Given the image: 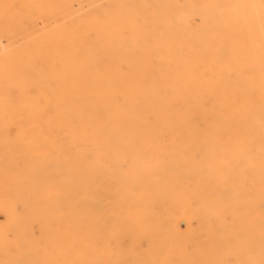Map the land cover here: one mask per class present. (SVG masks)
<instances>
[{"label": "bare ground", "instance_id": "6f19581e", "mask_svg": "<svg viewBox=\"0 0 264 264\" xmlns=\"http://www.w3.org/2000/svg\"><path fill=\"white\" fill-rule=\"evenodd\" d=\"M30 32L45 154L0 192V264H264L261 0H0V34Z\"/></svg>", "mask_w": 264, "mask_h": 264}, {"label": "rangeland", "instance_id": "374dc122", "mask_svg": "<svg viewBox=\"0 0 264 264\" xmlns=\"http://www.w3.org/2000/svg\"><path fill=\"white\" fill-rule=\"evenodd\" d=\"M261 1L264 3V0H261ZM93 7L94 6L91 3L87 2L83 5V9L81 7L76 6V8H74V12H76L77 15H78V13H81V12L87 13V12H90ZM84 8H86V9H84ZM35 27H36V30L41 31V33L45 32L44 25L42 23H35ZM52 28L54 30H56L57 26L56 27L54 26ZM50 31H53V30H50ZM4 36L0 34V38H1L0 39V80H1L0 92L2 93V96L4 97L5 100H7L13 104L14 109H15L14 110L15 116H14V122L13 123L3 124L1 118H2V115L4 112L2 111V109L0 110V126L2 127V132H3V133L2 132L0 133V136H1L0 137L1 138L0 144H3L4 141L7 142L8 139L10 138L11 134H14V135H12L13 137L12 136L11 137L17 139V141H19L18 143H20V144H19V148H18L17 153H16V158L10 162L11 165L9 166L10 168H12L14 170L13 172L15 174L11 178L10 183H13V184L15 183V184L14 185L12 184L10 186L12 188V190L10 187L8 188V190H3L2 188H0V192H5V191L10 190L9 193H11L14 197H17L18 192H16V191H19V193H22L24 191L27 192L28 194L34 193L35 188H33L32 186H29V183H27V182H24V184H21V183H22V181H25L24 177H25L26 169L31 167L30 169L32 170V166H33L34 172L32 173V176H34L35 174L37 175V173H35V170L38 167L37 159H41L43 157V155L45 154V152L41 151V150H39V152H36V150H33L30 147V145L28 144L29 137H35L36 136L38 139H41L40 134L38 136L39 130L41 129V127H40V116H39V106H40V100L41 99H40V91H39V82L37 80L38 77H36V75L38 76L37 67L39 64L38 63V57L39 56H37V54H36L37 46L35 45V42L37 43V39H39L40 34L33 33V32L22 33V34H19L18 36H16L15 38H13L11 40L8 39V37L6 35H4ZM20 39H22V42ZM19 42H21V43H19ZM5 55H7L6 58H5ZM25 56H26V58H25ZM28 57L30 59H27ZM6 62L7 63L8 62L14 63L13 70H12L13 72L10 76H1V72L3 71V68H2L3 63L5 64ZM23 68H24V70H23ZM27 70H28V72H27ZM29 70H31L32 72H30ZM35 71L37 74L34 73ZM25 72L27 74H25ZM28 73H30V74H28ZM17 77L18 78L21 77V79H18ZM35 80H36V82H35ZM11 82L12 83L14 82L16 85L12 86ZM1 86H3V87H1ZM21 105L22 106L26 105V107L30 105L34 108H32V107L30 108V106L26 108L25 106L22 107ZM4 132L5 133L7 132L5 137L2 135V134H5ZM25 153H26V155H24ZM32 158L35 160H33ZM7 161L8 160H7L6 156L5 157L3 155L0 156V164H4V163L7 164L8 163ZM10 173H9V171L7 172V171H3L0 169V182L4 181L5 178L8 176V174H10ZM18 179H20V183L18 182L19 181ZM18 186H20V187H18ZM222 194H223L224 198H228V191L227 190H223ZM26 205H28V204L27 203H18L15 201L12 203H8V206L21 207V206H26ZM3 220H4V217L2 215H0V223H3L4 222ZM180 225H179L180 231L181 232L185 231L186 230V224L180 223ZM195 226L198 227V224L192 223V227L196 228Z\"/></svg>", "mask_w": 264, "mask_h": 264}]
</instances>
